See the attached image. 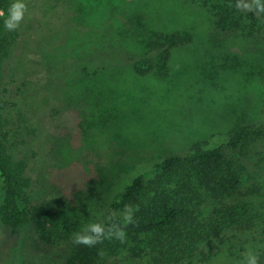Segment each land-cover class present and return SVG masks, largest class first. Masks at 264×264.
Wrapping results in <instances>:
<instances>
[{"label":"rangeland","instance_id":"1","mask_svg":"<svg viewBox=\"0 0 264 264\" xmlns=\"http://www.w3.org/2000/svg\"><path fill=\"white\" fill-rule=\"evenodd\" d=\"M26 3L1 64L0 133L26 163V201L54 233L44 238L31 225L12 241L0 224V264L64 263L79 247L73 234L105 223L133 175L196 142L217 147L239 124L264 122V29L250 38L221 31L191 0ZM156 32L191 36L172 50L165 77L135 69H146ZM218 250L216 239L201 248L214 258ZM149 257L125 251L103 263Z\"/></svg>","mask_w":264,"mask_h":264},{"label":"trees","instance_id":"2","mask_svg":"<svg viewBox=\"0 0 264 264\" xmlns=\"http://www.w3.org/2000/svg\"><path fill=\"white\" fill-rule=\"evenodd\" d=\"M191 1L204 8L221 31L250 38L264 29V17L229 7L235 0ZM8 4L9 0H0V11H6ZM12 39L13 31L5 29L0 17V76ZM189 41L188 32L154 33L147 42L151 56L144 59L146 69L142 65L135 69L167 76L172 50ZM29 185L26 163L16 161L0 133V224L7 240H20L31 225L41 228L44 238L46 232L54 233L46 228L44 213L26 201L24 190ZM127 204L138 205L139 211L138 223L126 228L125 243L105 240L92 248L79 246L62 264H104L106 257L125 251L133 257L148 254L147 264H239L249 247L264 264V122L235 126L227 142L217 147L196 142L184 155L154 161L116 195L104 224L112 213L120 219ZM212 239L219 243L215 258L201 252Z\"/></svg>","mask_w":264,"mask_h":264},{"label":"clouds","instance_id":"3","mask_svg":"<svg viewBox=\"0 0 264 264\" xmlns=\"http://www.w3.org/2000/svg\"><path fill=\"white\" fill-rule=\"evenodd\" d=\"M229 7H234L237 12L251 13L257 18L264 17V0H235V3L229 4ZM27 12L26 0H11L7 10L0 11L5 29L10 32L18 30ZM138 211V205L127 204L120 219H116V214L112 213L108 217L107 225L103 222H90L73 234L72 242L77 246L89 248L103 244L105 240H117L123 244L126 242L127 226L138 223L135 217V213ZM98 254L102 256L103 250L101 249ZM239 264H259V253L249 247Z\"/></svg>","mask_w":264,"mask_h":264}]
</instances>
